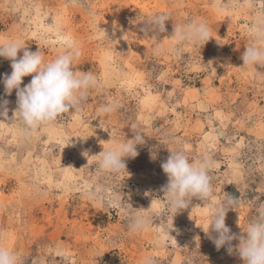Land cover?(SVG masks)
I'll return each instance as SVG.
<instances>
[{"label": "rangeland", "instance_id": "rangeland-1", "mask_svg": "<svg viewBox=\"0 0 264 264\" xmlns=\"http://www.w3.org/2000/svg\"><path fill=\"white\" fill-rule=\"evenodd\" d=\"M159 13L170 17L166 30L146 33V18ZM190 22L206 23L211 38L178 44L175 26ZM260 22L264 0H0V44L18 42L48 62L71 39L81 52L75 70L99 82L80 111L26 135L14 120L16 90L7 95L3 83L12 61L0 56V101H9L0 116V246L19 264H244L239 240L232 253L218 250L210 224L212 205L229 195L239 208L225 224L246 235L264 204V66L242 59L246 47L264 46L251 32ZM106 104L116 110L101 113ZM133 125L144 135L138 155L119 174L100 169L94 155L133 139ZM181 146L192 160L215 161V196L176 213L161 165ZM126 213L149 227L130 231Z\"/></svg>", "mask_w": 264, "mask_h": 264}, {"label": "clouds", "instance_id": "clouds-1", "mask_svg": "<svg viewBox=\"0 0 264 264\" xmlns=\"http://www.w3.org/2000/svg\"><path fill=\"white\" fill-rule=\"evenodd\" d=\"M169 18L166 13L147 17L144 31L164 32L165 21ZM251 32L257 40L264 42V22L253 25ZM172 38L178 44H199L208 41L211 33L206 23L190 22L175 26ZM152 39L156 40L155 37ZM65 44L68 51L48 62L44 61L40 51H28L18 42L0 44V56L12 61V72L10 75L6 74L3 79L5 91L7 95H11L12 91L16 90L17 109L14 112V120L18 118L26 135L57 123L70 111H80L88 98L89 90L99 87L97 77L91 71L85 73L75 70L74 65L81 56L75 42L69 39ZM159 47L162 49V42ZM22 49H25L23 56L17 59ZM170 51L179 54L180 49L173 48ZM242 59L244 66H264V46L253 44L246 47ZM29 75L33 76L31 82L21 87L23 78ZM8 104V100L0 101V116L7 117ZM115 110V104H106L99 109L101 113H112ZM102 125L103 121L100 122L101 127ZM132 129L136 132L133 139L117 142L111 148H104L101 154L94 155L100 157V169L114 174L126 170L124 158H135L138 155L136 146L144 143L143 131L136 129L134 125ZM176 143L179 144V141ZM161 167L168 176L164 191L171 209L176 213L187 208L194 197L204 202L213 200L215 192L209 172L216 164L208 155L192 160L181 146L171 151ZM113 206L121 207L118 202ZM229 208L238 209L239 200L226 195L222 203L212 205L210 226L217 233V236L212 237L216 248L219 250L227 245V251L232 253V241L239 240L236 249L244 264H264V204L258 208L256 217L249 222L244 231L246 235L242 236L231 233L225 224ZM126 214L130 231H144L149 227L150 221L146 216L139 213ZM0 264H19V258L8 248L0 246ZM143 264H154V261L145 258Z\"/></svg>", "mask_w": 264, "mask_h": 264}]
</instances>
